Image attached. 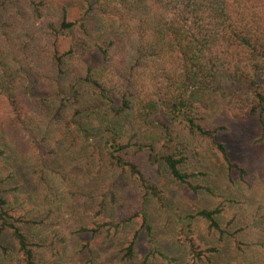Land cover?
I'll return each instance as SVG.
<instances>
[{"label": "trees", "instance_id": "1", "mask_svg": "<svg viewBox=\"0 0 264 264\" xmlns=\"http://www.w3.org/2000/svg\"><path fill=\"white\" fill-rule=\"evenodd\" d=\"M96 4L74 21L50 25L53 49L45 55L28 56L26 46L0 28V140L7 139L5 146L0 145V162L12 141L24 135L32 138L40 158L33 177L46 195L55 181L64 178L54 163L52 139L68 142L66 152L73 148L81 152L89 141L103 140L114 179L129 173L145 197L161 204L158 175H149L146 166L162 165L171 179L192 193L213 196V189L200 183L206 172L195 169L203 149L210 146L228 180L237 175L245 182V169L230 160L225 145L216 139L223 127L202 123L196 94L212 91L215 81L224 86L218 92L231 118L257 120L254 145L263 146L264 155V0H96ZM40 6L31 1L38 16ZM4 14L0 19L5 22ZM6 23L16 30L11 18ZM72 30L84 39L59 50L58 36ZM93 33L98 40L92 43ZM93 49L97 66L89 61ZM229 79L240 85L228 88ZM169 121H179L182 127ZM152 132L155 142L146 137ZM5 182L0 175V264H43L35 232L42 222L14 210L1 188ZM98 198L96 217L114 204L115 193L108 188ZM233 203L242 202L223 200L189 218L204 223L219 242L229 237L240 252L252 247L254 264H264V226L248 220L260 215L257 209L250 214L235 210L226 222H219ZM141 220L149 230L145 216ZM105 226L94 224L81 231L95 235ZM186 226L178 237L191 264L211 261L219 249L200 243L191 222ZM105 232L109 234L110 228ZM7 237L11 245L6 244ZM137 237L134 232L125 242V262L134 258ZM153 253L168 259L158 250ZM148 261L146 256L141 264Z\"/></svg>", "mask_w": 264, "mask_h": 264}, {"label": "rangeland", "instance_id": "2", "mask_svg": "<svg viewBox=\"0 0 264 264\" xmlns=\"http://www.w3.org/2000/svg\"><path fill=\"white\" fill-rule=\"evenodd\" d=\"M31 1L41 4L40 16L33 12ZM89 6L96 8V0H0V15L6 12L5 22L11 18L17 27L14 31L8 23L4 24L2 18L0 28L25 45L28 56L45 55L53 49V37H49L50 25L58 27L63 19L74 21ZM93 37L91 42H97L96 33H93ZM83 39L79 31L72 30L58 36L57 47L61 51L66 50L74 41ZM89 61L93 66L99 65L96 49H93ZM214 85L212 91L196 94L199 116L203 124L223 127L216 139L225 145L230 160L243 167L247 176L245 182H241L237 175L233 176V181L228 180L219 155L210 146H206L195 169L206 172L200 183L209 185L213 189V196L204 192L192 193L187 186L171 179L162 165L146 166L145 171L149 175H158L156 181L163 191L162 203H157L145 197L144 189L129 173L123 174L118 180L114 179L104 156L103 140L94 144L89 141L81 152L75 148L66 152L68 142L54 143L53 139L57 152L54 163L64 178L55 181L53 191L45 195L33 177V172L40 166L36 142L24 135L19 138L20 141H12L9 147H5L6 155L0 162V175L6 182L1 188L6 191L5 195L15 211L19 208L42 222L41 226L35 228L39 239L37 242L41 245V263L141 264L148 256V264H191L178 237L179 231L186 229V225L191 222L200 243L215 245L219 249L211 261L205 264H254L252 247L240 252L229 237L219 242L216 235L208 233L204 223L189 218L200 209L212 208L223 200L233 199L242 203L228 205L219 218L221 224L235 210H244L250 214L257 209L260 215L251 216L248 220L264 226L263 146L254 145L259 133L258 122L252 117L238 120L231 118L218 92L225 87L216 81ZM237 85H240L237 79L227 81L228 88ZM169 123L176 128L182 127L179 121ZM15 137L10 135L9 138ZM146 137L156 141L153 132ZM6 140H0V145L5 146ZM48 145L52 147V144ZM108 188L115 193L114 204L107 206L96 217L98 197ZM142 216H145L149 230L143 225ZM101 223H107L108 226L95 235L81 231ZM107 228H110L109 234L105 232ZM134 232H138L134 258L125 262L122 251L125 242ZM5 242L7 245L12 244L8 237ZM154 250L166 254L168 259H161L153 253Z\"/></svg>", "mask_w": 264, "mask_h": 264}]
</instances>
